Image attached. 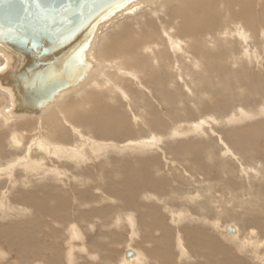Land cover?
Segmentation results:
<instances>
[{
	"label": "bare ground",
	"instance_id": "bare-ground-1",
	"mask_svg": "<svg viewBox=\"0 0 264 264\" xmlns=\"http://www.w3.org/2000/svg\"><path fill=\"white\" fill-rule=\"evenodd\" d=\"M84 54V76L32 111L0 81V215H25L0 221L13 262L110 264L96 248L133 237L116 264L263 260L264 72L250 67L264 58V0L134 1ZM16 63L0 47V80ZM235 208L249 234L239 214L221 224Z\"/></svg>",
	"mask_w": 264,
	"mask_h": 264
},
{
	"label": "water",
	"instance_id": "water-1",
	"mask_svg": "<svg viewBox=\"0 0 264 264\" xmlns=\"http://www.w3.org/2000/svg\"><path fill=\"white\" fill-rule=\"evenodd\" d=\"M134 1L0 0V47L17 61L0 81L14 89L21 110L38 109L76 84L90 67L84 53L98 26Z\"/></svg>",
	"mask_w": 264,
	"mask_h": 264
},
{
	"label": "rangeland",
	"instance_id": "rangeland-1",
	"mask_svg": "<svg viewBox=\"0 0 264 264\" xmlns=\"http://www.w3.org/2000/svg\"><path fill=\"white\" fill-rule=\"evenodd\" d=\"M263 57V56H262ZM250 70H251V72L254 74V75H257V74H263V72H264V58L261 60V61H259V59H258V61L256 62V63H254V64H251V67H250ZM239 107H243V108H253L254 107V105H251V106H249V107H245V106H243V105H240V104H237ZM185 111V110H184ZM230 110H228L227 112H229ZM201 112V111H200ZM184 113H187V112H184ZM198 114H199V117H202L203 115V113H204V110H202V114L201 113H199V112H197ZM196 113V115H198ZM206 114V113H205ZM204 114V115H205ZM196 115L195 116H193V118L195 119V118H199L198 116L196 117ZM200 115H202V116H200ZM186 117H187V115H185ZM185 116H181L182 117V120H184V121H190V118H186ZM180 117V118H181ZM186 118V119H184V118ZM177 120L178 121H181V119L179 120V117H177ZM246 123V122H245ZM241 124H244V122H239V123H237V124H235V126H238V125H241ZM143 158V157H142ZM89 165H91L90 164V162H88L87 164H86V168H88L89 167ZM167 167H165V169H166ZM72 169H77V168H72ZM71 168H70V170L73 172V170H72ZM81 170H83V169H81ZM68 171V170H67ZM92 184V183H91ZM90 183L87 185V186H89L88 188L90 189L91 187H92V185H91ZM87 186H85L86 188H87ZM91 186V187H90ZM98 188H101V184H100V182H98ZM229 198H228V196L226 197V200H228ZM249 201V200H248ZM235 211V212H234ZM234 211L232 210V211H229L228 213L229 214H231V215H229V216H226V217H228V218H226V217H221V219H220V221H221V224L222 223H228V224H236L234 221V215L235 216H237L238 214H239V216H238V218L239 219H236V221L238 222V224H240L241 226V229H242V232H245V233H247V234H249V230H254V227H251V225H249L248 223V219H249V217H247L245 214H244V212L242 213V212H237V208H235L234 209ZM232 212V213H231ZM12 214V215H11ZM14 214L15 213H6L5 214V216H2V215H0V221H9V220H18V218L20 219L21 217H22V215L23 214H21V215H19L20 213H16L15 214V216H14ZM20 216V217H18L17 218V216ZM246 216V217H245ZM2 217H6V218H2ZM25 217V215H23V218ZM230 217V218H229ZM236 218V217H235ZM248 218V219H247ZM2 219V220H1ZM22 219V218H21ZM230 219V220H229ZM234 220V221H232V220ZM245 219V220H244ZM240 220H242V221H240ZM243 222V223H242ZM224 223V224H225ZM246 225H245V224ZM245 225V226H244ZM195 226H196V224H195ZM242 226H244L245 228H243ZM247 226H248V228H247ZM94 229H91L90 231H88V232H84V234H83V238H84V240H85V242H83L85 245H86V247H90V243L92 242V239H93V237H94V239H96V237H98V236H95V235H97V233H96V227H93ZM253 228V229H252ZM245 230V231H244ZM95 231V232H94ZM222 231V233L223 234H227L225 231H223V230H221ZM127 233V234H126ZM223 234H221V236H220V238H222L221 240H222V242L224 243V244H226V245H228L232 250H234V252H236L238 249V243H236V242H234V241H231V240H229V239H227L225 236H223ZM120 235H122V236H124V237H128V232H127V230H126V232H125V230L124 231H122L121 232V234ZM225 238H223V237ZM256 237H257V241H259V242H261V241H264V234H256ZM125 239H127V238H125ZM135 239H136V241H135ZM83 240V241H84ZM101 240V239H100ZM126 241V240H125ZM119 242L118 244H111V245H106V246H103V247H98V248H96V251H94V253L97 255V256H99V257H102V255L104 256L105 254H107V252L109 253V252H111V253H109L110 254V260L112 261V263H110V264H116V262H118L117 260L119 259L120 260V258L123 256V253H124V256H125V250L127 249V244L128 245H130L129 246V248H131V249H134L133 247H138L139 246V243H137V242H139L138 241V239L136 238V237H133V239L129 242L128 241V243L126 244V242ZM136 243H135V242ZM88 242V243H87ZM134 244H133V243ZM89 244V245H88ZM131 244H133V245H131ZM236 244V245H235ZM264 244V243H263ZM261 245L262 247H261V249L259 250L260 252L259 253H257V254H263L264 253V245ZM88 245V246H87ZM136 245V246H135ZM145 245H143V248H145L144 247ZM105 247H107L106 248V250H105ZM111 248V249H110ZM124 248H126V249H124ZM102 249V250H101ZM108 249H110V251H107ZM0 250L1 251H6V254H8V255H6V257H5V259H0V264H12V262H13V260L15 259V257H13V253H9V251L10 250H8L7 249V247H5L2 243H1V241H0ZM65 250H66V248H65ZM103 251V252H101V251ZM123 251H125V252H123ZM131 251V250H130ZM100 252V254H98ZM105 252V253H104ZM76 263H79V264H103V261H99V259L97 258V259H95L94 261L90 258V257H88V256H84V254L83 253H80V252H76ZM101 255V256H100ZM244 256V255H243ZM248 256V255H247ZM84 259V260H82V259ZM82 260V261H81ZM110 261V262H111ZM62 262L65 264V259H62ZM93 262V263H92ZM100 262V263H99ZM105 262H107V261H105ZM254 264H264V259L263 260H260V259H256L255 258V256H254ZM13 264H17L16 263V261H15V263L13 262ZM32 264H34V263H32ZM105 264V263H104ZM107 264V263H106Z\"/></svg>",
	"mask_w": 264,
	"mask_h": 264
},
{
	"label": "snow or ice",
	"instance_id": "snow-or-ice-1",
	"mask_svg": "<svg viewBox=\"0 0 264 264\" xmlns=\"http://www.w3.org/2000/svg\"><path fill=\"white\" fill-rule=\"evenodd\" d=\"M38 7H39V5H38Z\"/></svg>",
	"mask_w": 264,
	"mask_h": 264
}]
</instances>
